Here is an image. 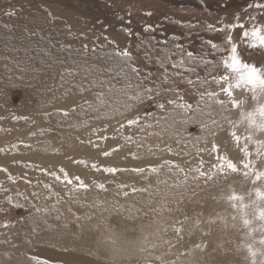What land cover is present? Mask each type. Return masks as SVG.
I'll list each match as a JSON object with an SVG mask.
<instances>
[{
	"label": "rangeland",
	"instance_id": "rangeland-1",
	"mask_svg": "<svg viewBox=\"0 0 264 264\" xmlns=\"http://www.w3.org/2000/svg\"><path fill=\"white\" fill-rule=\"evenodd\" d=\"M256 2L0 0V264H111L94 231L103 217L139 242L130 264H264V86L234 87L223 112L207 97L230 75L227 35L243 61L264 67L244 29L206 28L237 15L249 30L264 25L248 8ZM117 48L133 59L109 56ZM140 94L150 98L130 99ZM217 156L234 168L221 173ZM201 160L207 175L197 178Z\"/></svg>",
	"mask_w": 264,
	"mask_h": 264
},
{
	"label": "snow or ice",
	"instance_id": "snow-or-ice-1",
	"mask_svg": "<svg viewBox=\"0 0 264 264\" xmlns=\"http://www.w3.org/2000/svg\"><path fill=\"white\" fill-rule=\"evenodd\" d=\"M201 5H202V7H206V5L203 4V0H201ZM223 7H227V5H223ZM253 7L256 8L258 11L264 12V3L256 2L254 4L248 5V8H253ZM146 14L151 15L150 12L146 13ZM7 15L12 16V15H15V13L9 11L7 13ZM129 15H130V13H129ZM119 18L123 19V16H120ZM236 19H237V23L234 25H231V26H225L224 28H221V29H215L212 25H207L206 28L209 31H225V30H227L228 32H231L234 28L240 27L241 29H244L242 32V39L248 41V45H247L248 47H250V48L259 47L261 49H264V25H257L255 23H253L250 30H249V29L245 28L244 24L239 23V16L238 15H237ZM250 19L255 21V17H250ZM98 23H103V21H98ZM127 23L130 24L131 21L128 20ZM144 30L145 31H154V29L151 26H146ZM125 31H127L129 35L132 34L131 29H125ZM138 35L139 34H137V36ZM173 39L178 40L179 37L174 36ZM112 43H114V42H112ZM164 43H166V41ZM208 43L210 44V46L214 50H219V46L217 44H215L214 42L209 41ZM226 43L230 46V51H229V54L225 58L222 59V64H223V67L225 68L226 72L230 73V75H223L221 77L214 78V82L216 84L221 85V92H209V93H207L208 99H210L217 106L216 109H217V111H220V112L225 111L229 104L235 103V101L232 99L234 87L254 86V85L264 86V67H257L255 64H250V63L243 61L241 58V54L239 52V45L232 40L231 35L226 36ZM176 47L181 48L182 46L180 44H177ZM84 49H85V51H87V45H84ZM93 51H95V50L93 49ZM187 55H188L189 59H192L195 54L192 52H189ZM109 56L115 57V58H120L122 62L129 61V60L133 59L131 53L127 49H124L123 51H121L117 48L113 52L109 53ZM180 63L182 65L183 60H181ZM176 66L177 65L173 64V67H176ZM129 70L135 79H137V80L141 79L140 72H139V69L137 67L133 66ZM191 71H194V69H192ZM68 74L71 75V73H68ZM148 75H150V73ZM200 83L203 84V83H205V81H200ZM150 91H151L150 89H146L147 93H150ZM221 93H223V95L226 96L228 99L227 100L219 99V96ZM148 98H150V97L145 96L144 94H140V95H137L135 97H130V99L137 100L141 103L144 102V100L148 99ZM98 99H99V97H98ZM201 100L205 101L204 95L201 96ZM169 104L172 105L173 108H181L185 111H187L188 109L191 108L190 105L180 103L178 101H169ZM101 105L103 106V100L102 99H101ZM90 106L91 105H89V107ZM157 107L159 109L163 110L165 105L163 103H159L157 105ZM197 111H199V108H197ZM63 115L68 116V112H64ZM147 115H151V114L149 113ZM15 119L16 120H20V119L27 120L28 118L27 117H15ZM140 119L141 118L139 116H137L135 119L129 120L128 124L129 125H136V124H138ZM207 127H209V126H202L201 131L205 130V128H207ZM41 134H43V130H42ZM12 147H13V149H16V148H18V145H13ZM0 151H3V149H0ZM109 154L110 153H108V152L104 153L105 156H107ZM217 160L219 161V164L216 167L221 173L224 172L226 165L230 169L234 168V165H232V163L230 161H228L226 157L222 158L220 156H217ZM78 163H84V162L78 161ZM165 163L167 165H169L170 167H176L177 169H179V166L172 164V162H165ZM203 163L204 162L201 160L200 161V167H197V168H194L191 170L192 172L196 173L197 178H202V177H205L207 175L203 170ZM92 167L96 168L97 166L95 164H93ZM179 170L183 173V169H179ZM0 171H7V170L6 169H0ZM103 171L105 173L115 174L116 172L121 171V170H118V169L112 168V167H108V168H104ZM133 171H137V172L142 173L145 171V169H134ZM148 171L150 173H155L158 171V168L151 167L150 169H148ZM60 172L63 173V180L67 184H73V180L68 176L67 172L63 168L60 169ZM50 175L52 177H54L57 181H59L61 179V177L59 175H57L56 172H52V173H50ZM9 179L13 180V182H14V178L11 177L10 174H9ZM76 179L79 180V177H77ZM79 186H80V188H86L87 187L82 180H79ZM44 187L48 188L49 185L45 184ZM0 188H2V186H0ZM99 188L104 189V185L100 184ZM34 195H36V194L34 193ZM125 195H127V193H125ZM8 202H11V198H9ZM15 206L19 208L22 205L16 204ZM35 210L37 212L41 211V209H39V208H36ZM177 231H179V229H177ZM29 259L32 261V264H56V262L49 261L47 259H44L41 257H36V256H31V257H29ZM252 264H255L254 258H253Z\"/></svg>",
	"mask_w": 264,
	"mask_h": 264
},
{
	"label": "clouds",
	"instance_id": "clouds-1",
	"mask_svg": "<svg viewBox=\"0 0 264 264\" xmlns=\"http://www.w3.org/2000/svg\"><path fill=\"white\" fill-rule=\"evenodd\" d=\"M94 231L99 235L100 246L111 264H130L131 258L137 254V240L111 224L108 217L99 219Z\"/></svg>",
	"mask_w": 264,
	"mask_h": 264
}]
</instances>
